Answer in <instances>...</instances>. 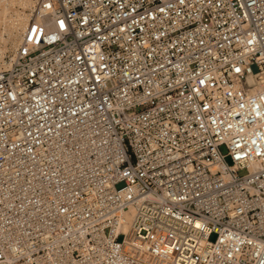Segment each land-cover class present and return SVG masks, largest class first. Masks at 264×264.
Here are the masks:
<instances>
[{"label": "built area", "instance_id": "obj_1", "mask_svg": "<svg viewBox=\"0 0 264 264\" xmlns=\"http://www.w3.org/2000/svg\"><path fill=\"white\" fill-rule=\"evenodd\" d=\"M31 2L0 264H264V0Z\"/></svg>", "mask_w": 264, "mask_h": 264}, {"label": "bare ground", "instance_id": "obj_2", "mask_svg": "<svg viewBox=\"0 0 264 264\" xmlns=\"http://www.w3.org/2000/svg\"><path fill=\"white\" fill-rule=\"evenodd\" d=\"M15 4L20 7V10L13 9ZM31 6V0H0V25L4 24L7 33L6 40L0 37V43L2 42V46H4L0 48V70L9 67V63L3 61L5 42L9 45V50L14 53L26 30L28 22V14L26 11H29ZM123 229L125 228L123 227Z\"/></svg>", "mask_w": 264, "mask_h": 264}, {"label": "rangeland", "instance_id": "obj_3", "mask_svg": "<svg viewBox=\"0 0 264 264\" xmlns=\"http://www.w3.org/2000/svg\"><path fill=\"white\" fill-rule=\"evenodd\" d=\"M13 9L14 10H20V7H18L16 4L13 6ZM28 10L26 11V13L28 14ZM0 37H2L4 40H6L7 39V33H6V29H5V27H4V24H1L0 25ZM1 47H4V46H2V42L0 43V48ZM10 49V47H9V45H7V43L5 42V54L3 55V61H5V62H8V58L11 56V54H12V52L9 50ZM0 57H1V54H0ZM220 151H221V153L222 154H225L226 153V151H225V149H224V147H221L220 148ZM225 162H226V164L227 165H230L231 164V161H230V159L227 157L226 159H225ZM244 173H245V171L244 170H242V171H239V176H242V175H244ZM215 240V235H212L211 237H210V241L211 242H213Z\"/></svg>", "mask_w": 264, "mask_h": 264}]
</instances>
